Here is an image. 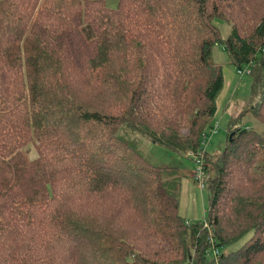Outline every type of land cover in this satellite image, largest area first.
Segmentation results:
<instances>
[{"label":"trees","instance_id":"obj_1","mask_svg":"<svg viewBox=\"0 0 264 264\" xmlns=\"http://www.w3.org/2000/svg\"><path fill=\"white\" fill-rule=\"evenodd\" d=\"M220 45L251 67L260 129L236 123L205 160L209 216L190 224L183 180L169 190L171 168L118 134L181 152L187 132L198 152L225 85ZM211 263L264 264V0H0V264Z\"/></svg>","mask_w":264,"mask_h":264},{"label":"rangeland","instance_id":"obj_2","mask_svg":"<svg viewBox=\"0 0 264 264\" xmlns=\"http://www.w3.org/2000/svg\"><path fill=\"white\" fill-rule=\"evenodd\" d=\"M106 3L112 9L117 7L118 0H106ZM215 22L221 32V36L224 40H227L231 33L230 25L220 19ZM214 55L215 62L223 65L225 85L217 100L218 112L203 132L198 152L195 151L196 149H190L192 139L187 137V132H183L182 137L185 138L181 142V147L186 151L181 152H175L167 146L154 142L145 136L144 131L140 128L131 129L128 125H124L118 134L121 139L128 141L151 164L171 168L164 174V181L169 190L177 187V185H173V183H176L175 179L181 182L183 180L179 194L181 214L186 222L190 224L204 223L208 219L211 199L210 189L216 178L215 166L210 164L209 170L205 171L206 175L203 181L204 183L207 182V184L205 183L207 187L201 189L198 181L194 179L198 168L194 162L195 158H203L205 165L206 159L208 162V159H216L220 154L224 153L229 138L228 133L236 123H238L236 126L260 129L258 122L255 121L252 115V110L256 107L260 97L253 100L254 80L250 74L251 67H244L243 71L240 72L236 66L229 63L227 53L222 49L221 45L215 48ZM249 104H251L252 108L248 107ZM217 128L218 132L213 133L212 131ZM27 149L28 157L31 160L38 159V150L35 145L31 144ZM243 242L244 239L232 246L219 250L221 254H227L228 252L236 251ZM217 258L218 256H215L213 249L207 259L211 262Z\"/></svg>","mask_w":264,"mask_h":264},{"label":"built area","instance_id":"obj_3","mask_svg":"<svg viewBox=\"0 0 264 264\" xmlns=\"http://www.w3.org/2000/svg\"><path fill=\"white\" fill-rule=\"evenodd\" d=\"M217 131H218V128L214 129L212 132L213 133H217ZM194 162H195L196 166L198 167L197 171H196V173L194 175V179L199 182L200 188L204 189V188H206V185L203 182V176H204V173H205V165H204L203 158L197 157V158H195ZM214 251H215V256H219L220 255L218 250H214Z\"/></svg>","mask_w":264,"mask_h":264}]
</instances>
